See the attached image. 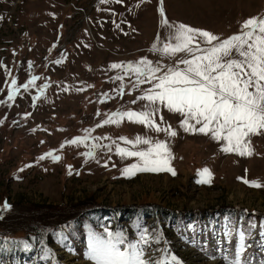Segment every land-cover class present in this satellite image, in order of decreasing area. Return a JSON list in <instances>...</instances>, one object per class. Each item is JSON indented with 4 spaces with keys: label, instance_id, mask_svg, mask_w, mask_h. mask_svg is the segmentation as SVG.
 I'll list each match as a JSON object with an SVG mask.
<instances>
[{
    "label": "rangeland",
    "instance_id": "374dc122",
    "mask_svg": "<svg viewBox=\"0 0 264 264\" xmlns=\"http://www.w3.org/2000/svg\"><path fill=\"white\" fill-rule=\"evenodd\" d=\"M160 6L161 0H0V264H96L90 235L108 232L123 234L122 251L146 236L149 261L227 264L238 243L223 234L229 218L240 222L237 228L255 222L242 258L264 262V186L244 183L264 185V134L252 135L253 154L240 156L224 152V140L185 131L184 117L163 107L153 119L175 137L126 118L103 123L117 112L146 110L140 97L154 83L137 84L134 73L112 64L146 58L165 67L186 58L153 51L173 30L161 25ZM163 9L172 25L221 39L251 17L264 18V0H163ZM137 136L166 142L177 175L126 176L123 169L138 158L121 159L116 146L149 147L121 139ZM78 137L88 139L70 143ZM205 168L211 183L201 184Z\"/></svg>",
    "mask_w": 264,
    "mask_h": 264
},
{
    "label": "snow or ice",
    "instance_id": "6c2138e0",
    "mask_svg": "<svg viewBox=\"0 0 264 264\" xmlns=\"http://www.w3.org/2000/svg\"><path fill=\"white\" fill-rule=\"evenodd\" d=\"M116 2L119 3L120 0ZM160 15L161 25L173 30L167 42L157 40L153 51L168 58L184 53L186 58L165 67L158 64L153 66V62L146 58L136 65L112 64L113 69L123 68L126 72L134 73L137 84L154 83L153 87L140 97L147 101L146 110L117 112L103 123L119 124L126 118L130 122L146 125L157 132H166L175 137L177 132L170 126L161 127L153 119L163 107L184 117L181 127L185 131L211 135L214 140L226 141L222 149L224 152H236L240 156L252 155L251 136L264 134V18L251 17L242 23L240 32L227 39H221L206 30L195 29L182 23L172 25L165 15L163 0ZM36 79L34 76L24 87L28 88ZM116 79L123 78L118 76ZM12 86L9 100H13L16 94L15 80H12ZM87 139L78 137L70 143L82 144ZM121 139L128 145L149 146L144 150L116 146V152L121 159L138 158L136 163L123 169L126 176L135 175L137 172H168L173 176L177 175L171 166L174 156L166 142H153L150 138L141 136H137L135 140L123 137ZM97 147L99 145H92L93 149ZM85 155L95 158L93 151ZM47 156H51L53 160L61 159L52 153ZM211 176L210 170L205 168L200 172L201 178L198 182L211 183ZM244 183L251 187L264 186L258 181L244 180ZM4 207L8 208L10 205L5 202ZM236 223L240 222H233L229 218L224 225V236L231 241L235 235L238 240L235 258L226 257L227 264H247L242 257L250 247L246 241L251 238V230L256 228V224L249 221L248 228L245 229L242 223L240 228H237ZM141 241L142 243H129L127 250L122 251L121 245L125 243L122 233L108 232L107 238L92 233L90 257L96 264H168L167 260H146L142 244L147 245L149 240L142 234ZM25 247L30 246L25 244ZM171 260L173 264H182L176 257H171Z\"/></svg>",
    "mask_w": 264,
    "mask_h": 264
}]
</instances>
